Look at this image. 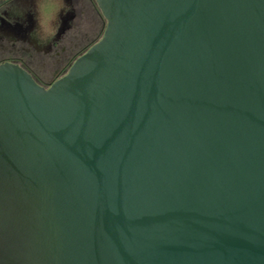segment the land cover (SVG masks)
<instances>
[{
    "label": "water",
    "instance_id": "95a60500",
    "mask_svg": "<svg viewBox=\"0 0 264 264\" xmlns=\"http://www.w3.org/2000/svg\"><path fill=\"white\" fill-rule=\"evenodd\" d=\"M50 87L0 64V264H264V0H95Z\"/></svg>",
    "mask_w": 264,
    "mask_h": 264
},
{
    "label": "flooded vegetation",
    "instance_id": "af4514ba",
    "mask_svg": "<svg viewBox=\"0 0 264 264\" xmlns=\"http://www.w3.org/2000/svg\"><path fill=\"white\" fill-rule=\"evenodd\" d=\"M30 2H32V0H21V5L26 7ZM66 2L70 11L66 16L61 17L62 26L52 42L54 47L59 46L61 49V54L57 53L55 55L57 58L67 53L71 54L74 49L91 42L89 29L82 30L79 21L83 19L87 22V19L91 17L89 10H95V8L97 9L98 7L95 0H66ZM99 10L98 7V11ZM98 13L103 16L101 10ZM96 19L97 18L94 20ZM92 26L95 31L97 22L92 23ZM104 26L103 24L99 35L102 34ZM32 28V17L28 11L26 12L24 10L21 17H12L5 10L0 12V55L10 54L14 56L9 60L0 61V64L8 62L21 66L32 75L39 85L47 88L50 83L46 82L45 79L40 76V71L36 72V70L33 69V67L37 68V64L30 59L31 49L27 47L30 46L27 40ZM25 58H28V60H25ZM37 69H39V67Z\"/></svg>",
    "mask_w": 264,
    "mask_h": 264
},
{
    "label": "rangeland",
    "instance_id": "374dc122",
    "mask_svg": "<svg viewBox=\"0 0 264 264\" xmlns=\"http://www.w3.org/2000/svg\"><path fill=\"white\" fill-rule=\"evenodd\" d=\"M64 3L67 6L66 0H64ZM37 0H32V2L28 3V5L23 7L21 5V0H0V12L1 11H7L12 17H21L23 15V11H28L31 14L32 17V23L33 28L31 32L28 35V43L30 46H27L31 49L30 53V59H32L36 64L37 68H34L36 72L40 71V76L45 79L46 82H49L47 88L50 87L55 81L62 78L64 75H66L70 69V67L73 65V63L83 54H85L93 45H95L98 41H100L103 37L105 28H106V20L103 18V16L98 13V7L95 10H89L91 17L87 19V22H85L83 19L79 21L80 26L82 24H87L86 28H82V30H88L91 34V42L88 44H83L79 46L77 49H74L71 54H65L60 56L59 58L55 57L57 53L61 54V49L59 46L54 47L52 45L53 40H44V39H38V37L41 35L39 31L36 32L38 28L37 23ZM70 11L69 6H67L66 10H61L59 13V22L60 27L62 26V16H66V14ZM97 12V14H96ZM97 18L96 20H94ZM97 26L95 28V31L93 30L92 23H96ZM104 26V30L101 35H99V32L101 30L102 25ZM94 31V32H93ZM14 56L10 54L0 55V61L9 60L10 58H13ZM25 60H28V58H25ZM4 63V62H3ZM2 64V63H1Z\"/></svg>",
    "mask_w": 264,
    "mask_h": 264
},
{
    "label": "clouds",
    "instance_id": "9594fccd",
    "mask_svg": "<svg viewBox=\"0 0 264 264\" xmlns=\"http://www.w3.org/2000/svg\"><path fill=\"white\" fill-rule=\"evenodd\" d=\"M67 6L64 0H37L36 11L38 13L36 19L40 32L38 39L53 40L60 27L59 13L61 10H66ZM82 28H86L87 24H82Z\"/></svg>",
    "mask_w": 264,
    "mask_h": 264
},
{
    "label": "trees",
    "instance_id": "16d2710c",
    "mask_svg": "<svg viewBox=\"0 0 264 264\" xmlns=\"http://www.w3.org/2000/svg\"><path fill=\"white\" fill-rule=\"evenodd\" d=\"M39 84V83H38Z\"/></svg>",
    "mask_w": 264,
    "mask_h": 264
}]
</instances>
